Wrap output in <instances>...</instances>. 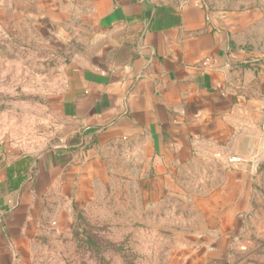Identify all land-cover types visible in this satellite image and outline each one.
I'll use <instances>...</instances> for the list:
<instances>
[{
	"label": "rangeland",
	"instance_id": "1",
	"mask_svg": "<svg viewBox=\"0 0 264 264\" xmlns=\"http://www.w3.org/2000/svg\"><path fill=\"white\" fill-rule=\"evenodd\" d=\"M197 1L260 74L254 92L244 91L261 102L257 152L235 164L228 152V179L226 167L197 165L156 182L145 152L90 139L63 115L62 99L76 89L69 65L93 49L92 29L54 26L43 7L37 20L0 22V168L52 149L88 158L84 184L45 201L40 230L13 250L15 264H264V0Z\"/></svg>",
	"mask_w": 264,
	"mask_h": 264
},
{
	"label": "crops",
	"instance_id": "2",
	"mask_svg": "<svg viewBox=\"0 0 264 264\" xmlns=\"http://www.w3.org/2000/svg\"><path fill=\"white\" fill-rule=\"evenodd\" d=\"M152 3L147 25L144 0H0V22L37 20L36 8L43 7L54 26L92 29L93 49H83L69 65L76 66V89L62 99L63 115L90 139L145 152L156 182L173 181L197 165L226 167L228 179V152L243 159L257 152L261 102L244 92L260 83L257 66L199 1ZM87 159L57 149L31 163L8 158L0 168V217L8 233L0 227V263H17L12 252L22 253L39 232L46 200L66 198L69 188L84 184ZM21 161L35 165L33 181L10 191L7 170Z\"/></svg>",
	"mask_w": 264,
	"mask_h": 264
},
{
	"label": "trees",
	"instance_id": "3",
	"mask_svg": "<svg viewBox=\"0 0 264 264\" xmlns=\"http://www.w3.org/2000/svg\"><path fill=\"white\" fill-rule=\"evenodd\" d=\"M35 165H26V161L18 162L15 166L8 168L7 175H8V188L10 191L18 190L24 185L25 181L28 182L33 181L35 175ZM28 178L26 177L27 173ZM2 200L0 199V208H2ZM5 215L0 217V227L4 233V235L8 238V233L4 223Z\"/></svg>",
	"mask_w": 264,
	"mask_h": 264
},
{
	"label": "water",
	"instance_id": "4",
	"mask_svg": "<svg viewBox=\"0 0 264 264\" xmlns=\"http://www.w3.org/2000/svg\"><path fill=\"white\" fill-rule=\"evenodd\" d=\"M144 4L147 15L146 24L149 25L155 12V6L153 5L152 0H144Z\"/></svg>",
	"mask_w": 264,
	"mask_h": 264
},
{
	"label": "built area",
	"instance_id": "5",
	"mask_svg": "<svg viewBox=\"0 0 264 264\" xmlns=\"http://www.w3.org/2000/svg\"><path fill=\"white\" fill-rule=\"evenodd\" d=\"M230 162H232V163L241 162V159L237 158V157H234V158H231Z\"/></svg>",
	"mask_w": 264,
	"mask_h": 264
}]
</instances>
